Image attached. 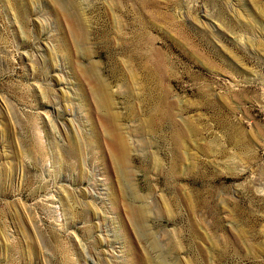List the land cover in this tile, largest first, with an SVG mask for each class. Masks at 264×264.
Instances as JSON below:
<instances>
[{
  "label": "rangeland",
  "instance_id": "rangeland-1",
  "mask_svg": "<svg viewBox=\"0 0 264 264\" xmlns=\"http://www.w3.org/2000/svg\"><path fill=\"white\" fill-rule=\"evenodd\" d=\"M0 264H264V0H0Z\"/></svg>",
  "mask_w": 264,
  "mask_h": 264
}]
</instances>
